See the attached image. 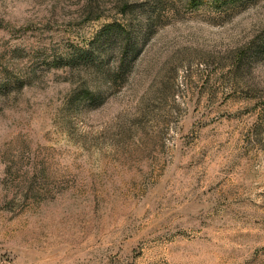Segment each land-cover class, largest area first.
Listing matches in <instances>:
<instances>
[{
	"label": "rangeland",
	"instance_id": "374dc122",
	"mask_svg": "<svg viewBox=\"0 0 264 264\" xmlns=\"http://www.w3.org/2000/svg\"><path fill=\"white\" fill-rule=\"evenodd\" d=\"M0 0V264H264V0Z\"/></svg>",
	"mask_w": 264,
	"mask_h": 264
},
{
	"label": "trees",
	"instance_id": "16d2710c",
	"mask_svg": "<svg viewBox=\"0 0 264 264\" xmlns=\"http://www.w3.org/2000/svg\"><path fill=\"white\" fill-rule=\"evenodd\" d=\"M197 1H198V0H192V2H191V3H192V5L194 6V4H196V3H197Z\"/></svg>",
	"mask_w": 264,
	"mask_h": 264
}]
</instances>
